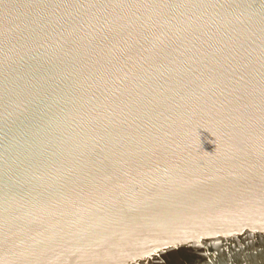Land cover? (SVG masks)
Segmentation results:
<instances>
[{"label":"water","instance_id":"water-1","mask_svg":"<svg viewBox=\"0 0 264 264\" xmlns=\"http://www.w3.org/2000/svg\"><path fill=\"white\" fill-rule=\"evenodd\" d=\"M0 264H264V0H0Z\"/></svg>","mask_w":264,"mask_h":264}]
</instances>
